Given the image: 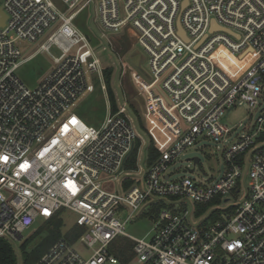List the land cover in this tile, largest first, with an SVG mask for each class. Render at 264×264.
I'll list each match as a JSON object with an SVG mask.
<instances>
[{"label": "built area", "instance_id": "obj_1", "mask_svg": "<svg viewBox=\"0 0 264 264\" xmlns=\"http://www.w3.org/2000/svg\"><path fill=\"white\" fill-rule=\"evenodd\" d=\"M61 1L67 13L51 0H0V240L18 242L67 211L76 219L66 232L81 234L62 235L35 264H264V108L223 151L217 180L173 181L168 173L199 138L219 142L236 131L220 122L226 110L264 102V0ZM87 6L109 35L101 37L106 65L72 24ZM47 33L36 52L54 46L60 55L30 88L16 75L28 59L19 43ZM135 45L146 55L147 80L124 63ZM109 68L133 96L116 88L113 109L107 92L106 116L94 128L75 109ZM138 115L157 151L151 162ZM137 142L135 167L126 169ZM152 217L148 238L124 232ZM119 238L131 244L125 260L111 254L123 247Z\"/></svg>", "mask_w": 264, "mask_h": 264}, {"label": "rangeland", "instance_id": "obj_2", "mask_svg": "<svg viewBox=\"0 0 264 264\" xmlns=\"http://www.w3.org/2000/svg\"><path fill=\"white\" fill-rule=\"evenodd\" d=\"M52 3L63 13H67V5L63 4L61 0H51ZM73 1V0H70ZM82 0H77V4ZM77 8H75L76 10ZM95 17V11L92 10L90 6H87L77 12L72 19V24L82 33L84 34L92 48L95 49L97 55L102 60L103 64L106 65L107 59L103 55V40L106 41L108 38V33L104 31L101 26L97 23V20H91ZM91 22V24H90ZM91 26L93 29H91ZM45 35L40 41L37 43H27L20 42L19 49L21 51V58H28L25 60L16 71L17 77L24 82L28 87L33 88L36 86L38 80L51 68L53 67V58L58 57L60 55L59 50L56 47H51L48 52H36L40 43L46 39ZM104 35V39L102 40V36ZM129 44L123 43L120 47V51L122 53H126L129 50ZM36 52V53H35ZM35 53V54H34ZM131 53H133L129 57H134L135 54L141 55V64L139 68L134 67L129 61L128 57H126V61L124 63L126 65H130V67L141 75L142 78L147 80L143 75V70L147 69L146 66V55L142 51V49L135 45ZM94 82L95 91L92 94H89L81 99L78 103L75 113L77 116L88 126H92L94 128H99L103 123V120L107 113V92L108 87L107 83H105V79L102 81L96 78ZM115 77H112L110 88L112 92L116 95V91L120 90L121 93H124L126 98L129 100L130 97L133 96V91L131 85L127 80H121L122 85H116ZM104 84L106 86L107 91L104 92L101 90V85ZM117 88V90H116ZM135 89V88H134ZM135 91H137L135 89ZM109 94V93H108ZM264 96V85H263V95ZM260 106L257 108L250 110L245 105H238L233 108H229L225 111L224 115L221 117L220 122L224 126L232 129L237 127L236 131L230 134V136L224 140L219 142H214L209 140L206 137H201L197 140V142L187 150H185L182 154H180L179 158L169 167L168 173L171 174V180L177 181L183 178H190L193 180H199L203 178H208L211 181L217 180L225 171V164L223 160V151L232 146L237 142V140L248 132L249 128L256 122L257 118L261 115L262 110L264 108V102L260 101ZM143 121V119L138 115V123L140 129L143 131V137L146 141V145H149V141L151 140V135L149 132V128L147 124ZM145 150H142L144 153ZM199 158V163H194L192 158ZM189 170L193 172L190 173ZM206 175V176H205ZM244 188V186H243ZM244 194L242 190L241 194L235 199L239 201ZM231 199V202L235 201ZM220 207H224L225 204L221 202ZM63 220V228L62 231L66 232L68 226L73 225L76 217L67 211L62 214ZM41 224V221L35 223L31 228L25 230L22 234L23 238L11 244L14 253H20L21 244L28 239L32 233L36 230L37 226ZM154 225L153 217L146 218H137L131 223H128L124 227V232L129 236L137 239H146L152 234V228ZM40 238H34L32 243H38ZM76 249L81 251V248L76 245ZM112 255L116 256L114 252ZM89 255V254H88ZM135 264V263H131Z\"/></svg>", "mask_w": 264, "mask_h": 264}, {"label": "trees", "instance_id": "obj_3", "mask_svg": "<svg viewBox=\"0 0 264 264\" xmlns=\"http://www.w3.org/2000/svg\"><path fill=\"white\" fill-rule=\"evenodd\" d=\"M113 69L109 68L104 71L105 83H107V89L109 93V98L111 101L112 108L115 109V102L113 92L110 88V83L112 80ZM140 143L137 142L136 146L128 158L125 168L133 169L135 167V161L137 157V152ZM147 153L149 157V162L154 160L157 157V151L149 145L147 148ZM63 220L59 216L50 219L49 221L42 222L32 233V235L26 239L20 246V253L16 255L13 251L11 244L6 241L0 240V264H35L44 253L52 246V244L58 240L62 235L65 236L69 241H73L81 234V230L73 227L67 232L62 231ZM40 238L39 242L33 244L32 241L34 238ZM119 243L123 244V247L119 248L117 252H114L116 256L127 257L129 254V249L131 244L122 238L118 239Z\"/></svg>", "mask_w": 264, "mask_h": 264}, {"label": "water", "instance_id": "obj_4", "mask_svg": "<svg viewBox=\"0 0 264 264\" xmlns=\"http://www.w3.org/2000/svg\"><path fill=\"white\" fill-rule=\"evenodd\" d=\"M0 17H1V12H0ZM1 24H3V20L0 18V25ZM177 29L179 30V32H180V34H183V32H182V30H181V28H180V25L177 23ZM211 30L213 31V30H220V31H224V30H222V29H219L216 25H215V23H212V25H211ZM225 32H227V31H225ZM228 33V32H227ZM139 59H140V57H139V55H136L135 57H131V58H129V62L133 65V66H135V67H137L138 66V63H139ZM197 158H194V161L195 162H197Z\"/></svg>", "mask_w": 264, "mask_h": 264}]
</instances>
